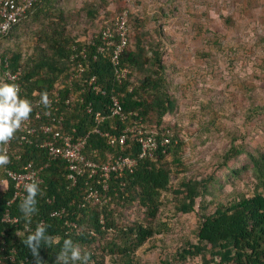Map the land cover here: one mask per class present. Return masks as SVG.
Masks as SVG:
<instances>
[{
  "label": "trees",
  "instance_id": "obj_1",
  "mask_svg": "<svg viewBox=\"0 0 264 264\" xmlns=\"http://www.w3.org/2000/svg\"><path fill=\"white\" fill-rule=\"evenodd\" d=\"M55 1L36 2L33 9L0 38V46L30 19L37 21L44 17L45 22ZM116 2L115 12L107 9L108 0L84 5L82 10L86 13H78L82 16L78 22H83L84 18L89 25H80L76 31L70 29L71 23H64V10L59 8L62 20H58L52 32L41 29L43 33L39 35L45 49L39 56L33 54L25 58L22 51H16L7 57L0 47L1 71H18L21 77L24 94L20 98L32 102L42 94L61 91L60 106L66 117L65 127L76 126L82 132L91 130L84 150L89 157L103 162L119 154L139 158L133 170L127 169L120 177H111L108 189H103L97 178L88 174L74 184L68 178L64 158H52L40 146V138L36 137V142L32 143H20V131H16L10 139V162L0 167V183L7 182L6 187L0 189V234L6 231L0 264H35L23 241L28 231H34L41 222L47 225V235L58 238L51 246L42 242L39 255L43 264H59L57 254L66 238L78 245L82 253L89 254L88 264H108V260L115 264H139L138 251L148 243L158 247L160 235L173 229L168 204H173V216L195 211L199 205V219L195 239L186 237L173 253L162 258V264H191L190 259L196 260L195 264H264V148L249 151L233 142L220 161L223 166L231 159L238 161L241 155H246L241 165L232 167L231 174L250 171L254 179L251 194L243 193L223 200L216 192L224 186L223 179L214 174L199 177L194 172L188 176L181 127L164 118L176 105L168 88L167 66L163 61V34L156 28L157 38L151 35L149 40L144 39L146 33L140 29L144 27V20L128 2ZM120 16H126L127 31V43L119 56L120 65L130 69L129 76L121 81L115 77V65L109 54L111 49L98 51L106 42L104 31L107 28L113 31L116 43L120 41L116 23ZM80 29L87 34L85 40L79 38ZM82 49L87 56L79 54L73 58V52L80 53ZM79 62L84 63L82 73L65 84ZM92 77H96L95 84L101 91L89 85ZM61 84L64 87H60ZM113 95L120 99L128 119L122 121L117 115L108 116L97 125L86 109L87 104L92 103L95 110L109 114L107 104ZM68 99L72 101L67 102ZM134 120L144 122L158 132L159 148L153 157H139L142 145L137 132H131L125 143L111 145L95 130L98 126L104 132L120 133ZM165 138L170 141L163 144ZM5 145L0 143V150L5 151ZM29 161L37 167L44 165L41 170L43 180L38 183L37 211L30 219L19 210L20 200L8 204L15 189L6 173L8 168L18 170ZM179 176L180 180L174 183V178ZM91 187H98L106 200L85 201L84 195ZM212 204L214 206L210 207ZM8 206L18 223L3 221ZM62 208L65 211L61 216L52 214Z\"/></svg>",
  "mask_w": 264,
  "mask_h": 264
},
{
  "label": "rangeland",
  "instance_id": "obj_2",
  "mask_svg": "<svg viewBox=\"0 0 264 264\" xmlns=\"http://www.w3.org/2000/svg\"><path fill=\"white\" fill-rule=\"evenodd\" d=\"M92 1L100 0H56L45 22L44 17L30 19L4 39L2 53L8 57L22 51L25 58L39 56L45 49L41 29L52 32L62 20L59 8L64 10V23H71L70 29L76 31L80 25H89L84 18L78 22L82 17L78 13L85 15L82 7ZM108 1L107 9L115 12L116 0ZM123 1L144 20L140 27L146 33L144 39L157 38L156 28L163 34V61L176 105L164 118L181 127L183 158L189 166L186 174H214L223 179L224 186L216 191L223 200L251 194L252 173L231 174L232 167L241 165L246 155L223 166L220 161L233 142L249 151L264 148V0ZM78 32L81 40L87 38L81 29ZM6 185L1 182L0 189ZM198 207L173 216V204H168L173 229L160 235L158 247L148 243L138 251L139 264H162V258L173 253L186 237L195 239ZM189 262L195 264L196 260ZM108 264L115 263L108 260Z\"/></svg>",
  "mask_w": 264,
  "mask_h": 264
},
{
  "label": "built area",
  "instance_id": "obj_3",
  "mask_svg": "<svg viewBox=\"0 0 264 264\" xmlns=\"http://www.w3.org/2000/svg\"><path fill=\"white\" fill-rule=\"evenodd\" d=\"M39 0H0V38L5 36L12 26L18 23L24 18L29 11H31L36 2ZM117 30L120 31V41L116 43L113 38V31L111 28H107L104 31L106 42L99 46L98 51L104 52L110 50L111 61L115 65V77L119 81L127 78L130 73V69L126 66L120 65V53L127 43V31H126V16H120L117 18ZM77 49V47H74ZM79 54L82 57H86L87 53L85 49L80 50V53L73 52V58ZM80 56V55H79ZM8 65V63H6ZM84 69V63L79 62L78 66L72 71V73L66 78L65 84L71 83L74 77L82 73ZM96 77H92L89 80V85L97 91H101V87L95 84ZM0 82L16 84L19 86L18 95L24 94V87L21 82L19 72H13L11 69L1 71L0 69ZM60 87H64L61 84ZM49 104L45 106L41 102V96L30 102L32 105V111L29 114V118L22 122V126L17 131H20V143L23 142H36V137L40 138V146L45 148L47 153L52 158L62 157L67 161L68 178L76 184L80 177L88 174L89 177H96L97 182L102 185L103 189H108L110 185V178L120 177L124 170H133L138 164L139 158L129 154H119L117 156H111L106 162L95 160L89 157L84 150L87 147L90 131L82 132L76 126L67 129L65 127V115L61 112L60 103L62 101V94L60 90H54L47 94ZM110 101L107 104L109 114L102 112L101 110H95L92 103L87 104V111L92 114L98 125L102 121L106 120L108 116L117 115L122 121L128 119V114L124 111L123 105L117 95L110 97ZM72 99H68L67 102H71ZM95 130L100 132L110 143L115 145L117 143H125L130 137L131 132L138 133L139 140L142 145V151L139 157H153L158 148L159 141L157 140L158 132L147 126L144 122L134 120L132 124H127L126 128L120 133L112 131H102L98 126ZM169 138L163 140V144L169 142ZM11 142L10 140L5 145V151L8 155ZM9 156V155H8ZM47 165V164H46ZM44 165L37 167L33 161L25 163L20 169L14 170L8 168L6 173L8 177L14 183V194L11 200L8 202L11 205L14 201L20 200L27 195L24 190V186L28 183L35 181L37 184L43 180L41 176V170ZM105 195L101 193L98 187H91L84 195L85 201H101ZM65 211V208L56 209L52 214L59 215ZM3 221L13 224L18 223V218L12 216L10 208L5 210L3 214ZM72 225V223H69ZM6 231L0 234V253L5 250V236Z\"/></svg>",
  "mask_w": 264,
  "mask_h": 264
},
{
  "label": "clouds",
  "instance_id": "obj_4",
  "mask_svg": "<svg viewBox=\"0 0 264 264\" xmlns=\"http://www.w3.org/2000/svg\"><path fill=\"white\" fill-rule=\"evenodd\" d=\"M19 86L0 82V143H7L14 133L21 128L22 122L29 118L32 111L31 103L24 98H20ZM41 102L47 106L49 104L47 94L41 95ZM10 158L6 151L0 150V167L7 165ZM27 195L19 204V210L25 218L30 219L37 211V193L39 191L38 184L33 181L24 186ZM27 227V226H26ZM47 225L43 222L37 224L34 231L29 230L28 235L23 243L27 245L35 264H43L40 258L39 250L42 242L51 246L58 242V238H53L46 234ZM89 254L81 251L78 245H75L70 238L63 241V247L57 254L56 261L59 264H88Z\"/></svg>",
  "mask_w": 264,
  "mask_h": 264
}]
</instances>
